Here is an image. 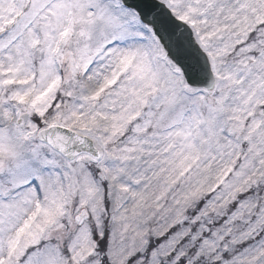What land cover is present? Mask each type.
Instances as JSON below:
<instances>
[{"label": "snow or ice", "instance_id": "obj_1", "mask_svg": "<svg viewBox=\"0 0 264 264\" xmlns=\"http://www.w3.org/2000/svg\"><path fill=\"white\" fill-rule=\"evenodd\" d=\"M0 264H264V0H0Z\"/></svg>", "mask_w": 264, "mask_h": 264}]
</instances>
